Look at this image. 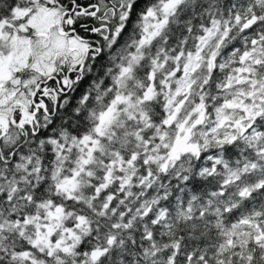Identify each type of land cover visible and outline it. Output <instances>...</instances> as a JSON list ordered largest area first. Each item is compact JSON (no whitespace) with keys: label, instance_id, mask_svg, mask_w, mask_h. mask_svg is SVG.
<instances>
[{"label":"snow or ice","instance_id":"6c2138e0","mask_svg":"<svg viewBox=\"0 0 264 264\" xmlns=\"http://www.w3.org/2000/svg\"><path fill=\"white\" fill-rule=\"evenodd\" d=\"M0 264H264V0H0Z\"/></svg>","mask_w":264,"mask_h":264}]
</instances>
